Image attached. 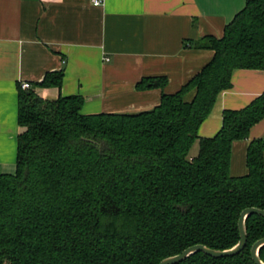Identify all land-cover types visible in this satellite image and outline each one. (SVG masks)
<instances>
[{"label":"trees","instance_id":"trees-1","mask_svg":"<svg viewBox=\"0 0 264 264\" xmlns=\"http://www.w3.org/2000/svg\"><path fill=\"white\" fill-rule=\"evenodd\" d=\"M195 48L213 51L212 60L139 113L86 115L81 95L48 100L19 86L18 123L27 130L15 174L0 175V264H160L193 246L239 243L242 212L264 210V137L250 141L244 176L230 173L232 145L264 120V93L224 111L214 137L199 129L235 71L264 70V0H248L222 37L205 36ZM63 81L62 71L50 72L36 87ZM167 83L144 78L137 89ZM246 230L240 254L200 252L179 264H255L264 217H248Z\"/></svg>","mask_w":264,"mask_h":264},{"label":"crops","instance_id":"crops-1","mask_svg":"<svg viewBox=\"0 0 264 264\" xmlns=\"http://www.w3.org/2000/svg\"><path fill=\"white\" fill-rule=\"evenodd\" d=\"M247 1L105 0L95 7L92 0H0V175L16 172L23 83L43 99L83 96L86 115L151 110L212 60L214 52L195 43L222 37ZM61 71L60 89L36 87ZM159 77L168 79L164 88L137 89L144 78ZM232 84L201 125V138L220 131L224 111L243 109L264 93V70H237ZM262 137L264 120L249 139L233 143L232 176L247 174L249 143Z\"/></svg>","mask_w":264,"mask_h":264},{"label":"water","instance_id":"water-1","mask_svg":"<svg viewBox=\"0 0 264 264\" xmlns=\"http://www.w3.org/2000/svg\"><path fill=\"white\" fill-rule=\"evenodd\" d=\"M27 129L23 128L21 132H25ZM252 215H258L264 217V210L257 209V208H248L244 210L239 219V230H240V241L237 245L232 247L231 249L227 250H214L210 249L204 245H197L188 248L182 254L169 257L163 260L160 264H179L185 261L187 258L191 257L196 253H204L207 256L213 258H226V257H233L240 254L247 244V230H246V220L248 217ZM264 247V238L257 241L251 249L252 259L255 264H264V262L260 258V250Z\"/></svg>","mask_w":264,"mask_h":264},{"label":"built area","instance_id":"built-area-1","mask_svg":"<svg viewBox=\"0 0 264 264\" xmlns=\"http://www.w3.org/2000/svg\"><path fill=\"white\" fill-rule=\"evenodd\" d=\"M104 1H105V0H92V4H93L95 7H100V6H103ZM107 60H108V59H107ZM32 88H33V87H32L31 84H29V83H23V84L21 85V89H22V90H25V91L30 90V89H32Z\"/></svg>","mask_w":264,"mask_h":264},{"label":"rangeland","instance_id":"rangeland-1","mask_svg":"<svg viewBox=\"0 0 264 264\" xmlns=\"http://www.w3.org/2000/svg\"><path fill=\"white\" fill-rule=\"evenodd\" d=\"M198 151H199V144H198V142H196L195 145L193 146V148H192L190 154H189L190 158H191L192 156L197 155Z\"/></svg>","mask_w":264,"mask_h":264}]
</instances>
